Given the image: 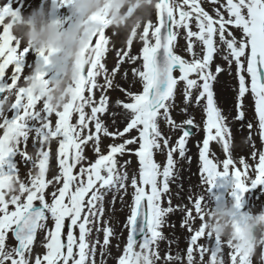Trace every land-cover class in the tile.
<instances>
[{"label": "snow or ice", "instance_id": "6c2138e0", "mask_svg": "<svg viewBox=\"0 0 264 264\" xmlns=\"http://www.w3.org/2000/svg\"><path fill=\"white\" fill-rule=\"evenodd\" d=\"M209 2L213 5L211 14L202 6V0H158L155 4L158 22L153 24L148 20L140 33L141 54H130L137 37L134 29L127 41L128 50L118 52L120 59L111 74L103 62L109 52L106 36L109 21L106 15L92 16V21L101 27L89 38L91 56L78 65L80 75L75 82L73 102L54 112L40 97L20 87L11 107L0 110V264H96L97 246L103 256L114 236V230L104 221L105 196L112 190H123L127 195L129 187L132 200L127 204L129 215L123 225L128 236L118 264H133L137 247L147 251L157 264L161 259L158 242L164 239L162 228L166 218L177 210L172 206L170 189L177 164L174 153L185 157L192 134L191 130H183L172 145L160 126L163 121L171 131L182 128L172 115L181 82L185 103L194 100L198 105L203 102L205 107L206 138L199 151L204 184L215 187L218 177L234 175L237 209L242 207L244 194L250 188L264 185V151L252 153L255 161L252 165L244 159L234 160L232 132L214 91L219 75L224 72L231 75L235 68L238 119L247 128H253L246 116V100L251 97L253 116L264 138V0ZM16 14L6 0L0 8L2 95L6 89L15 88L25 75L23 60L29 49L21 47L6 19ZM181 29L185 32V51L190 59L175 51ZM40 55L47 64L45 53L40 51ZM218 55L227 68L215 63ZM137 61H141L140 66L131 71L140 82L141 90L133 93L120 88L127 100H117L116 105L122 109L125 126L122 130L110 131L103 120V114L109 111V97L102 93L97 99L96 90L113 89L119 65ZM10 66L13 70L6 79ZM46 75V72L39 73L37 78L47 84ZM102 75L103 85L98 84V77ZM193 123L191 118L184 121L186 125ZM134 132L136 135H132ZM105 137L121 142L108 145L105 153L102 150ZM30 138L35 156L28 151ZM210 142L222 146L225 159L210 158ZM53 143L57 144L54 157ZM89 146L95 160L86 155ZM158 151L166 152L164 166L154 158ZM125 155L138 158L136 172L130 174L127 170L130 161L118 160ZM53 158L57 172L49 176ZM21 161L31 163L27 181L20 176ZM50 187L52 190L48 191ZM165 199L167 206H164ZM205 204L203 195L192 198V207L186 208L182 220V227L191 234L186 264H198V261L199 264H226L224 243L206 231ZM238 215L247 220V215ZM197 218L201 223L194 228ZM237 230H241L239 226ZM94 231L103 232L102 244L98 238L91 239ZM40 232L44 233L41 246L45 251L36 253ZM204 237L213 241L211 249L199 243ZM10 239L16 243L10 245ZM227 247L228 264H251L240 247ZM182 259L180 255L165 257L168 264H181Z\"/></svg>", "mask_w": 264, "mask_h": 264}, {"label": "clouds", "instance_id": "9594fccd", "mask_svg": "<svg viewBox=\"0 0 264 264\" xmlns=\"http://www.w3.org/2000/svg\"><path fill=\"white\" fill-rule=\"evenodd\" d=\"M134 2L137 3L141 14L129 27L132 17L128 16L127 9ZM156 2L157 0H68L64 3V0H57V6H71L75 20L70 26L51 18L47 0L44 7L35 8L30 13L17 12L16 15L7 17L12 34L21 47L43 51L48 63H42L35 71L24 75L22 82L15 88L6 89L0 96V110L11 107L20 87L40 97L52 111L63 110L65 105L73 102L75 82L80 75L79 63L91 56L89 38L101 27L93 22L91 17L96 14L106 15L109 28H130L132 32V29L137 30L146 22ZM5 3L6 0H0V8H3ZM49 68H54L58 75L55 79H47L48 83L45 84L37 77ZM203 215L207 232L218 236L227 245L240 247L249 256L251 264H255L257 257L261 264H264V210L248 214L245 221L237 214L235 204H205ZM238 226L240 231L237 230ZM139 252L141 257L149 256L147 251ZM149 258L152 264H156L154 258Z\"/></svg>", "mask_w": 264, "mask_h": 264}, {"label": "rangeland", "instance_id": "374dc122", "mask_svg": "<svg viewBox=\"0 0 264 264\" xmlns=\"http://www.w3.org/2000/svg\"><path fill=\"white\" fill-rule=\"evenodd\" d=\"M218 64H223L221 62H217ZM225 76V75H221ZM233 85H236V81H232ZM135 87H130L128 91L132 92ZM102 93H105L109 97V108L111 109L110 112H107L103 114V120L105 125L109 128L110 131H115L116 129L122 130L124 128L125 120L121 119L118 120L116 123H114L113 118L115 117H121L123 116V113H120L118 107L116 105L117 100H127V97L124 95H121L120 97L114 98L110 92L106 91L104 89H101ZM98 99V98H97ZM252 102V101H251ZM183 104L181 102H178L172 110V115L176 122L178 124L182 125V128L180 130L171 131L169 127L161 121V129L164 135L170 137V144L174 145L175 142L178 140L179 136L182 135L183 127H185L184 121L189 119L184 117H179L178 114L182 111ZM87 111L90 112V109H87ZM238 108H234L232 110L233 116H238ZM253 105L250 104V108L246 109V116L249 118V121L253 124V128L249 129L247 128L245 123H241L239 126L237 125H231V132H232V155L234 160L244 159L247 163L250 165L254 164L255 161L252 159V153L255 151L259 153L260 151H264V138H262V143L260 139H257V121L255 117L253 116ZM235 121H239L238 118L234 117ZM193 122L196 127V131L193 132L188 138V143L186 144V154L185 157L181 158L177 153H174V159L177 161L176 168H175V176L173 180L170 182V189H171V202L172 206L176 208L179 211H183V216L181 218V221L186 216V208L192 207V198H197L200 195L204 196L205 203L209 206H216L220 203H227V201L223 198V192L224 190L229 187V185L232 182H235L234 175H228L227 177H218L216 181V186L212 187L211 185H205L204 184V178L201 175L200 169L202 167V162L199 160V151L200 148V140H201V129L199 127L202 126V124L196 120L193 119ZM120 143V140L110 141L109 144L112 143ZM199 143V145H198ZM130 155H125L123 157H118V160H125ZM212 156H215L220 161L226 158V154L222 151V146L218 145L216 142H212L210 144V158ZM156 160H159L161 162L162 166L166 164V152H156L155 157ZM185 163H189V166L193 169L198 168V170L195 173H190L188 175L189 181L187 182L184 179V174L182 173V164L185 165ZM238 167L243 168L242 165L237 164ZM132 190L129 191L128 194L125 195L124 192H122L121 196H118L116 198V202L119 203L123 208L128 209L127 204H130V201L132 199L131 196ZM184 195L185 199L188 201V204L184 201V199H180V195ZM127 197H129V202L126 204ZM244 200L246 201V210L252 214V213H258L261 210H264V185L257 186L256 188H250L249 192H247L244 195ZM164 206H167V199H165ZM181 209V210H180ZM172 215V214H171ZM171 215H169L167 218L171 219ZM196 220H198L196 222ZM194 221L193 227H198L200 220L197 218ZM167 224V222H166ZM186 227H180V235L184 233V230ZM169 233L163 232L164 236L170 237L171 231L166 228ZM187 231V229H186ZM174 241L176 242L175 245H171L166 247L165 253H169L171 255H174V251L177 252V250L182 249L183 253L180 254V256L183 258L181 261V264H186V249L188 248V244L184 241V239L175 238ZM224 258L226 263H228V254L227 250L224 254ZM198 259V258H197ZM208 257L205 256V260H207ZM165 264V263H164ZM199 264V261H198ZM258 264H261L258 263Z\"/></svg>", "mask_w": 264, "mask_h": 264}]
</instances>
